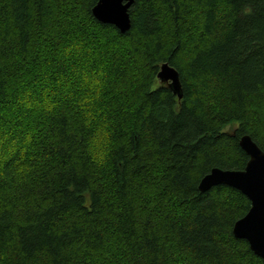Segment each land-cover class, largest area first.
<instances>
[{
	"label": "trees",
	"instance_id": "trees-1",
	"mask_svg": "<svg viewBox=\"0 0 264 264\" xmlns=\"http://www.w3.org/2000/svg\"><path fill=\"white\" fill-rule=\"evenodd\" d=\"M98 1L0 0V264H264L199 188L264 150V0Z\"/></svg>",
	"mask_w": 264,
	"mask_h": 264
},
{
	"label": "water",
	"instance_id": "water-1",
	"mask_svg": "<svg viewBox=\"0 0 264 264\" xmlns=\"http://www.w3.org/2000/svg\"><path fill=\"white\" fill-rule=\"evenodd\" d=\"M135 0H99L93 8L94 16L101 22L112 24L122 32L132 26L130 9ZM161 81L170 83L181 96L178 70L168 62L159 72ZM240 144L249 155L242 170L213 168L200 181L199 188L207 191L213 186L225 184L239 189L251 201L249 211L238 219L233 227L236 237L246 239L251 250L264 260V150L250 135H244Z\"/></svg>",
	"mask_w": 264,
	"mask_h": 264
},
{
	"label": "rangeland",
	"instance_id": "rangeland-1",
	"mask_svg": "<svg viewBox=\"0 0 264 264\" xmlns=\"http://www.w3.org/2000/svg\"><path fill=\"white\" fill-rule=\"evenodd\" d=\"M160 79V78H159ZM162 83H168V82H164L163 80L161 81V79H160V83L159 84H162Z\"/></svg>",
	"mask_w": 264,
	"mask_h": 264
},
{
	"label": "bare ground",
	"instance_id": "bare-ground-1",
	"mask_svg": "<svg viewBox=\"0 0 264 264\" xmlns=\"http://www.w3.org/2000/svg\"><path fill=\"white\" fill-rule=\"evenodd\" d=\"M162 67V66H161ZM161 71V70H160Z\"/></svg>",
	"mask_w": 264,
	"mask_h": 264
}]
</instances>
